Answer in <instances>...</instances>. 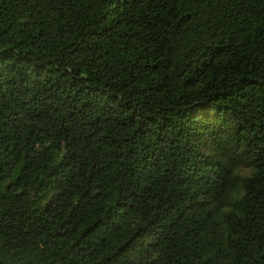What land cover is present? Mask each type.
Returning a JSON list of instances; mask_svg holds the SVG:
<instances>
[{
  "label": "trees",
  "instance_id": "trees-1",
  "mask_svg": "<svg viewBox=\"0 0 264 264\" xmlns=\"http://www.w3.org/2000/svg\"><path fill=\"white\" fill-rule=\"evenodd\" d=\"M0 264H264V0H0Z\"/></svg>",
  "mask_w": 264,
  "mask_h": 264
}]
</instances>
